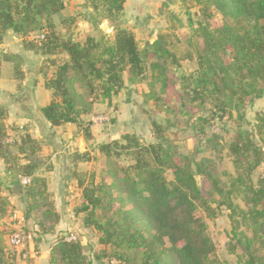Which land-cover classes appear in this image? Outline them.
I'll list each match as a JSON object with an SVG mask.
<instances>
[{
	"label": "trees",
	"instance_id": "obj_1",
	"mask_svg": "<svg viewBox=\"0 0 264 264\" xmlns=\"http://www.w3.org/2000/svg\"><path fill=\"white\" fill-rule=\"evenodd\" d=\"M195 1L200 7L194 30L199 42L195 55L198 70L181 76L178 88L168 68L180 64L165 35L159 34L140 50L134 34L126 28L114 29L112 44L105 36L73 39L49 34L42 22L52 28L53 16L64 8L62 0H0V41L10 31L34 51L55 57L49 62L55 66L53 73H44L45 88L53 100L41 109L51 127L85 125L81 116L93 114L96 104L110 103L126 84L146 81L148 68L149 92L144 99L158 102L153 87L161 83V92L177 98V111L191 122L192 135L200 145L218 159L217 166L223 150L231 159L232 170L223 173L227 182H221L213 169L215 161L176 153L164 137L165 129L155 120L150 121L154 143L146 144L127 133L100 144L101 172L82 185V203L74 209V214L82 217V227L96 234V262L227 264L217 256L208 228L224 208L230 233L237 239L229 249L237 264H264V177L255 184L251 180L264 163V112L255 115L253 132L236 128L226 148L214 136L218 132L208 135L204 128L211 124L212 129L215 119H232L233 113L241 118L247 106L262 98L264 0ZM124 2L87 0L95 9L101 4L111 22L121 16ZM36 31L42 38H30ZM4 117L0 107V159L5 163L14 160L12 145L27 160L16 170L10 168L15 176L30 178L22 194L25 220L35 217L40 235L53 236L60 216L53 209L45 179L36 175L39 164L28 157L37 151L38 144L26 134L7 144L10 136ZM83 130L89 138L88 127ZM167 172L172 180H167ZM234 196L241 198L244 209L233 203ZM7 206L6 199L0 197L1 215ZM9 214L7 211V217ZM46 223H50L48 230ZM239 228L244 230L240 237ZM66 236L55 238L49 264H92L78 238L68 242ZM259 248L261 253L253 250Z\"/></svg>",
	"mask_w": 264,
	"mask_h": 264
},
{
	"label": "crops",
	"instance_id": "obj_2",
	"mask_svg": "<svg viewBox=\"0 0 264 264\" xmlns=\"http://www.w3.org/2000/svg\"><path fill=\"white\" fill-rule=\"evenodd\" d=\"M62 1L64 8L58 15L60 22L69 19L71 23V20L75 19L73 22L75 24L84 26L88 24L85 18L78 16V10L87 7V0ZM124 1L117 25L134 33L133 22L137 20L143 33H150V24L154 22L150 19L152 18L150 10L158 7L160 0ZM131 1L134 12L128 15V2ZM76 15L79 18H76ZM143 17V21L139 20ZM157 20L161 21L159 18ZM24 42L21 36H4L0 41V107L5 113L3 124L14 143L26 134L38 144L37 151L28 157L30 161L39 164L36 175L45 179L55 212L60 216L54 232L65 237L73 231H78L83 234L77 238L84 253L91 254L92 250L96 249L95 239L90 240L88 234H84L87 232L82 228L79 216L74 214V209L82 203V185L87 184L90 176L96 173L100 161L103 160L98 146L109 140L118 139L120 132V136L129 133L127 131L122 133L128 128H136L132 120L134 113L137 112L134 106L137 100L134 98L140 97L142 92L136 94L137 85L126 84V89L114 96L110 103L96 104L93 114L81 116V121L86 123L85 125L65 124L51 127L41 109L53 100L52 93L45 88L44 73L47 72L49 75L53 73L55 66L49 62L55 57L42 55ZM169 45L168 42V48ZM58 62L55 60L56 64ZM179 64L183 65V62L179 61ZM146 76L145 84L149 81V71L146 72ZM129 95L131 97L128 98ZM100 114L111 117L110 123L92 122V117ZM107 125L111 127L109 132H106ZM86 127L89 129V138L84 137L83 129ZM117 127H120V132L117 131ZM102 130L105 132H101ZM10 151L14 160L5 163L0 159V197L6 199L8 210L20 211L22 210L20 206L23 205V188L17 179L19 175L15 176L10 168L16 170L18 166L26 164L27 160L24 158L25 154L18 153L14 147H10ZM27 153L29 154L28 151ZM32 236L36 237L35 234ZM40 237L27 241L23 247H18L24 258L21 264H49L50 247L54 239L50 238L45 243L38 240ZM88 258L90 259L89 256ZM90 260L92 264L103 262H96L93 257Z\"/></svg>",
	"mask_w": 264,
	"mask_h": 264
},
{
	"label": "rangeland",
	"instance_id": "obj_3",
	"mask_svg": "<svg viewBox=\"0 0 264 264\" xmlns=\"http://www.w3.org/2000/svg\"><path fill=\"white\" fill-rule=\"evenodd\" d=\"M132 3L133 1L128 2V12H127L128 15L134 12V10L132 9V5H133ZM87 7H90V9H87ZM87 7L78 10L79 12L78 16L85 18V20L88 23L85 26L82 24H75L72 22L69 23V19L68 21H66V23H62L60 22L61 19L58 18L59 14H57L54 15L52 18V28L48 27L45 22H42L41 27L43 29H46L49 34L53 33L59 36H70L73 37V39H77V37L79 38L87 35H91L97 39H99L100 36H105L106 39L109 41V43L112 44L115 33L114 29L122 28L121 26L117 25V21L119 18L116 21H112V22L106 19L107 13L105 12L104 7L101 4H98L96 9L93 8L90 4H87ZM157 8L159 11H157ZM199 10L200 7L196 5L195 0H173L168 4L166 3V5L162 0H160L158 1V7H155L154 10H152L151 8L150 10V13L152 14L150 15L152 18L150 19H153L152 21L154 22L150 24V29H149L150 33L148 34L143 33L140 26L138 25L137 20L136 21L133 20L134 21L132 27V29L134 30L133 34L136 39L138 48L140 50H143L146 45L151 44L159 34L166 36L165 40L167 43L168 42L170 43L169 48L171 52L178 59V61L183 62V65L180 64L179 65L180 67L178 68L170 67L168 68L169 70L167 69L168 71H171L173 77L176 78L175 84L178 88H179V79L181 78V76L196 74L198 70L195 61V55L199 47V42L197 41V37L194 30H196L195 21L197 15L199 14ZM78 16L76 15V18ZM157 18L161 19V21L159 22ZM187 18L189 19L187 20ZM143 19L144 17L140 18L139 20L143 21ZM38 35H40V31H36L30 36H33L32 37L33 39H37L36 37ZM4 36H16V35H14L12 32L9 31ZM147 71L148 68H146V72ZM136 85L137 87L134 86L135 88H137L135 89L136 94L142 92L140 97L139 96H137V98L133 97L134 99L137 100V103L134 104V106L137 108L135 109L137 112L134 113L132 119L134 121L133 126H135L136 128L134 127L128 128L125 131H122V133L127 131L129 132V134L136 135L140 140H142L146 144L152 142L154 143L156 142V140L151 133L150 121L155 120L159 124H161V127L163 129H165L166 132L164 133L165 135L164 137L166 138L168 143H171V146L174 147V151H176V153L182 156L193 155L199 158L202 157L210 158L211 160L215 161L213 164V169L215 171V174L218 176L221 182H227V178L225 177V175H223V173L226 172V170H232L231 159H229V157L227 156L226 151L223 150L220 155L221 162L217 166L218 159H216L214 154H211L202 145H200L197 139H195V137L192 135L193 132L192 129L190 128L191 122L188 120L186 121V118L177 111L178 110L177 98L175 96L171 97L164 95L161 92V83L156 82L154 84L153 91L156 97L159 98L160 100L154 104L151 102V100L146 101L144 99L145 95L147 94L144 92H149L148 87L144 83V81H140ZM129 97L131 96L129 95L128 98ZM137 106L141 108L139 109ZM141 110H143V112ZM259 112H264V93L261 99L257 100L252 105L247 106L245 108L244 112L241 115V118H237L236 113H233V117L230 120H224L222 122H219L215 119L213 122H211L213 125L215 124L214 128L219 130L218 135H214V136L216 138H219L220 142L222 143L221 146L226 148L236 128L247 129L253 132V126L255 124V115ZM207 114L208 113L206 112V114L203 115H207ZM110 118L111 117H109L108 121H106L107 124L110 123ZM176 118L178 122H176ZM170 122L176 124L177 127L176 128L173 126L171 127ZM110 128L111 127L107 125L106 129H108V131L106 132H109ZM204 128L206 129L208 135L213 134L212 131L214 129L213 128L211 129V124L205 126ZM104 130H102L101 132H105ZM175 130H179L178 134H172V132ZM117 131L118 132L121 131L120 127H117ZM120 133H118L117 136L118 138L120 136ZM254 139L257 140L256 137H254ZM102 165H103V160L100 161L98 170L95 173V175L97 174L96 176L100 174ZM262 177H264V163L261 164L260 167L253 172L251 180L255 184ZM166 178L167 180H172V175L170 172H167ZM233 203L238 207L244 209V205L239 196L233 197ZM20 207H21L20 209H22L20 211L24 212L25 204L23 203V205ZM7 211L11 212L12 210H8V208L6 207L4 213L2 215L0 214V255L2 258L0 264H21V262L24 259L22 258L23 253H21L18 248L11 247L8 243V237L11 232V227L7 222ZM227 214L228 213L226 212V210L224 208H221L218 212V216L216 220L212 223L211 222L208 223V228L210 235L216 245L217 256L220 258V260L225 261L227 264H237L235 255L229 252L230 247L237 243V239L233 238L232 233H230L231 225L229 223ZM78 219L82 226L81 215H79ZM35 220L36 219L33 216H31L30 219L26 220L25 231L28 234H30L31 236L30 240H33V238L37 239L38 236H41L38 240L47 243L50 238L55 240V238L60 236L59 233H55V232L53 236H49L48 234L40 235V232L37 231L39 229L35 227L34 224ZM44 228L45 230L51 228L50 223H46ZM242 231L244 230L240 229L237 231V235L239 237H240L239 232ZM77 232L78 231H73L71 233L73 234L75 233L76 237H81L83 235ZM85 232L87 233L84 234H88V238L90 240L93 238L95 239L96 242L95 250H97L98 246H97L96 234L89 229H85ZM34 234L36 235V237L32 236ZM256 247H258V244L256 245ZM253 250H256V252L259 250V253L262 252V249L260 248ZM236 252L238 253L240 252L239 248L236 249ZM95 253L96 251L92 250L91 254H86V256L87 257L89 256L91 259L92 257H94ZM102 264H107L106 260H103Z\"/></svg>",
	"mask_w": 264,
	"mask_h": 264
},
{
	"label": "built area",
	"instance_id": "obj_4",
	"mask_svg": "<svg viewBox=\"0 0 264 264\" xmlns=\"http://www.w3.org/2000/svg\"><path fill=\"white\" fill-rule=\"evenodd\" d=\"M36 38H42V36H37ZM106 121H108V116L104 114L92 117V122L94 123H103ZM212 128L215 133L219 131L218 129H215L214 126ZM12 142L13 140L11 138L6 139L7 144H11ZM17 179L22 188L26 187L30 183V178L28 177L18 176ZM7 222L11 227V232L8 237L9 245L14 248L23 247L26 242L31 239L30 234L25 231L26 220L24 213L22 211L12 210L7 217ZM66 241L76 242L77 238L75 234L70 233L66 236Z\"/></svg>",
	"mask_w": 264,
	"mask_h": 264
},
{
	"label": "water",
	"instance_id": "obj_5",
	"mask_svg": "<svg viewBox=\"0 0 264 264\" xmlns=\"http://www.w3.org/2000/svg\"><path fill=\"white\" fill-rule=\"evenodd\" d=\"M171 1H173V0H164V2L167 4L170 3Z\"/></svg>",
	"mask_w": 264,
	"mask_h": 264
}]
</instances>
